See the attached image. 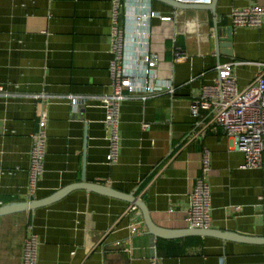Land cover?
Listing matches in <instances>:
<instances>
[{"label": "crops", "instance_id": "1", "mask_svg": "<svg viewBox=\"0 0 264 264\" xmlns=\"http://www.w3.org/2000/svg\"><path fill=\"white\" fill-rule=\"evenodd\" d=\"M254 4L264 0H217L215 13L184 11L174 24L153 19L151 51L159 55L161 80L172 83L175 92L121 105L120 156L109 164L105 108L98 99L111 91L112 0H0V86L14 94L0 97V207L47 197L80 182L85 172L87 181L140 197L158 226L182 230L189 227L190 193L207 149L211 228L264 237V169L245 166L243 153L221 128H207L194 138L197 125L190 111L218 64L241 62L235 68L240 88L259 73L263 27L234 29L233 57L212 53L215 24L230 26L233 8ZM152 5L163 15L174 10L159 0ZM194 17L200 28L190 22ZM175 45L187 52L186 60L174 59ZM40 92L53 101L45 171L31 196L29 160L39 103L32 94ZM69 94L86 98L72 104L64 97ZM207 118L203 113L200 119ZM144 123L150 127L143 129ZM131 205L75 189L50 205L0 216V264H22L31 231L38 237V264H150L155 255L162 264H264V244L212 236H201L202 244L185 255L166 256L141 210H130Z\"/></svg>", "mask_w": 264, "mask_h": 264}, {"label": "built area", "instance_id": "2", "mask_svg": "<svg viewBox=\"0 0 264 264\" xmlns=\"http://www.w3.org/2000/svg\"><path fill=\"white\" fill-rule=\"evenodd\" d=\"M180 3L210 4L212 0H174ZM153 0H112L111 29L109 34V63L111 91L98 101L105 108V133L108 142L109 164L119 160L121 149L120 111L127 100H147L161 94H173L172 83L163 82L159 73V55L151 51L155 18L174 24L176 10L163 15L153 8ZM230 26L238 28H264V5L254 4L235 7L230 15ZM188 54L181 46L175 45L173 57L184 61ZM241 62L227 61L217 65V74L212 82L203 84L196 98L191 101V115L196 120L194 138L200 137L207 128H221L231 138L236 149L243 153L247 167L264 169V64L256 77L240 88L235 68ZM14 94L0 86V97L12 98ZM38 100L37 126L32 134L29 163V192L36 194L38 182L44 174L48 140L49 106L52 95L40 92L32 94ZM72 104L80 103L84 95L64 96ZM203 113L208 114L201 120ZM150 127L149 123L142 125ZM210 157L204 150L201 174L190 193L186 222L191 228L211 227V185L208 180ZM264 217V190L260 196ZM130 210H137L131 205ZM38 237L31 231L25 238L22 264H38ZM150 264H162L155 255Z\"/></svg>", "mask_w": 264, "mask_h": 264}, {"label": "water", "instance_id": "3", "mask_svg": "<svg viewBox=\"0 0 264 264\" xmlns=\"http://www.w3.org/2000/svg\"><path fill=\"white\" fill-rule=\"evenodd\" d=\"M171 8L176 10L177 14H181L184 11H205L211 10L215 13V5L217 0H212L210 4H191V3H180L174 0H159ZM176 19V18H175ZM189 21V20H188ZM190 22L193 23V26H197L200 28V24L198 18L194 17L190 19ZM167 23V22H164ZM195 30V29H193ZM198 30V29H196ZM200 30V29H199ZM233 34L234 30L232 26H228L225 28L219 27L215 24L212 38H213V54L220 58L222 55L233 57ZM85 166V160H84ZM75 189H85L91 192H96L99 194L119 198L125 200L132 205L137 206L143 214L144 222L148 228L150 234H153L156 238H165V239H177L187 236H212L221 238L223 240H231L238 241L244 243H257L264 244V237H252L246 236L242 234H238L236 232L231 231H222L214 228H185L182 230H170L163 227L158 226L151 218L149 213V209L146 203L138 196L134 195V193H125L113 188L109 184L87 181L85 177V172H83L82 180L80 182H75L64 186L53 194L44 197V198H35L32 200L26 201H14L8 202L0 207V216L20 212V211H28L35 210L40 207H44L50 205L54 202L61 200L68 193Z\"/></svg>", "mask_w": 264, "mask_h": 264}, {"label": "trees", "instance_id": "4", "mask_svg": "<svg viewBox=\"0 0 264 264\" xmlns=\"http://www.w3.org/2000/svg\"><path fill=\"white\" fill-rule=\"evenodd\" d=\"M203 242L201 236H190L183 240H167L159 238L156 247L159 252L166 256L185 255L191 247H197Z\"/></svg>", "mask_w": 264, "mask_h": 264}]
</instances>
